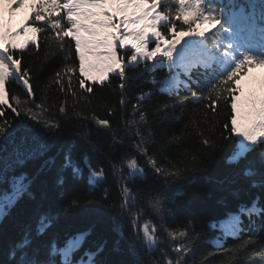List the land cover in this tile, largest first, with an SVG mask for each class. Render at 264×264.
Returning <instances> with one entry per match:
<instances>
[{"label":"trees","instance_id":"1","mask_svg":"<svg viewBox=\"0 0 264 264\" xmlns=\"http://www.w3.org/2000/svg\"><path fill=\"white\" fill-rule=\"evenodd\" d=\"M26 1L33 3L30 15L36 0ZM248 1L202 0L204 8L212 6L213 14L224 18L231 35L218 24L196 20L191 27L205 37L192 33L191 38L209 45L215 41L220 52L231 41L234 54L248 51L264 58V0H252L253 19L247 15ZM169 3L176 7L175 0ZM185 18L193 20L195 14ZM23 19H11L8 28L16 29ZM181 25L177 22L176 31ZM48 35L45 41L37 33L35 45L14 51L30 69L32 95L22 82L13 81L5 85L6 103L0 105L5 129L0 133V202L7 204L5 197L17 182L24 186L0 218V264H17L20 250L15 257L12 253L26 236L30 244L23 251L29 259L60 264L59 255L49 256V243L63 246L79 231L84 235L71 264L89 261L85 253H95L93 264H264V211L251 220L240 213L253 201L264 209V143L252 144L246 158L229 162L238 145L231 131V93L219 86L213 90L227 66L214 58L209 68L197 65L188 75L181 70L179 85L163 91L169 70L147 61L123 64V78L120 70L90 81L79 71L74 42L64 52L56 32L49 29ZM24 39L22 34L15 42ZM188 39L181 37L176 47ZM2 41L8 45L6 31ZM69 66L75 71L68 72ZM239 80L237 108L245 99L248 107L241 114L251 117V101L261 106L264 100V67L245 68ZM185 83L205 99H192ZM22 109L31 111L26 115ZM248 160L255 161V176L244 175ZM237 213L243 230L223 233L220 219ZM145 230L154 243L144 240Z\"/></svg>","mask_w":264,"mask_h":264},{"label":"snow or ice","instance_id":"2","mask_svg":"<svg viewBox=\"0 0 264 264\" xmlns=\"http://www.w3.org/2000/svg\"><path fill=\"white\" fill-rule=\"evenodd\" d=\"M24 3L25 0H15V5L9 9V12H14L17 6ZM175 5L176 7L172 9L169 0H36V7L30 13L28 20L15 30L11 28L6 30V35L9 37L8 45L0 43V105L6 103V84L19 81L26 87L29 86L27 77H29L30 69L22 65L21 59L15 58L14 51L24 49L29 43L35 45L37 33H41L47 41L49 39V29H51L56 32V38L61 41L59 47L62 51L70 52L72 42H74L81 74L96 71L100 73L101 78L108 72L122 68L117 58V49L122 51L121 59H124L126 63L131 50H135V54L131 55L130 60L137 63L141 59L151 61L157 53H161L164 58L162 66L166 64L169 69L180 67L185 75H188L197 65L209 68L211 67V61L214 58L217 59L219 63L227 65V67L225 68L226 74L218 81L217 85H213V90L219 86L231 93V131L237 132V100L239 97L236 96V93L242 91L239 75L244 72L245 68L254 67L256 64L264 67V58L250 55L248 51H240L238 55L234 54L236 46L231 41L224 46L225 50L220 52V46L215 41L209 45L205 43L204 39L191 38L192 33H196V37H205V32H197L196 29L191 27L196 20H206L214 25L218 24L220 29L225 32H229V29L225 28L224 23L221 22L224 19L222 16L213 14L212 6L207 8L202 6V0H175ZM189 13H194L195 19H186L185 17ZM2 21L3 17L0 16V41L4 39L5 35ZM180 21H182L181 30L176 31L177 22ZM8 22L11 23V16H9ZM37 22L42 23L40 26H34L37 25ZM183 25L188 26L187 30L183 28ZM217 31L219 32V29ZM22 34L25 37L23 43H16V37ZM168 34H171L172 39H167ZM185 35H188L190 39L186 40L180 48H177L176 45L180 43V38ZM229 35H231L230 32ZM65 37H69L70 40H64ZM150 37L154 38L155 47H152L149 51L147 45L150 42ZM162 42L165 44L163 48L161 47ZM126 44H130L131 49L125 50ZM193 50H199L201 55L194 59L192 56ZM214 51L219 52V57H214ZM67 71L73 72L75 69L69 66ZM56 75L59 76L60 72L57 71ZM119 76L124 77L123 70L119 72ZM179 83V78L173 76L171 87H177ZM233 84H235V87H233ZM80 87L84 88L83 80L80 81ZM184 87L190 91L192 99H205L203 95L198 96L197 91L192 90L189 84L185 83ZM87 91L91 92L92 89L88 88ZM28 94L32 95L30 87H28ZM211 95L212 93H209V96ZM13 98L15 99V97ZM224 103L227 104L228 101L225 100ZM214 104L215 101H213V106ZM251 104L254 108L255 101H251ZM260 104L261 118L258 121H251V128H245L242 133L244 141L253 142V144L264 143V100ZM22 111L27 115L31 110L22 109ZM60 111L64 112V107H61ZM97 123L104 125L107 122L99 120ZM46 126L56 127V125ZM4 131L5 129L0 127V133ZM205 143L208 142L205 141ZM209 146L211 145L209 144ZM43 147L41 145V149ZM250 150L251 146L248 143H240L231 155L229 162L233 163L246 158V153ZM260 164L264 165V152L260 155ZM65 166H67V158ZM128 167L134 168L135 163L130 162ZM78 171L79 169L73 168L74 173ZM256 174L255 161L248 160L244 175L251 177ZM261 174L264 175V173ZM92 175L97 176L99 174L93 172ZM23 190L24 186L17 182L13 193L5 197L7 204L0 202V218L5 215V208ZM123 192L126 194L128 189L124 188ZM75 203L73 202L74 205ZM257 204V201H253L251 206L241 208L240 213L251 220L254 215H259L264 211ZM241 223L240 215L233 216L228 222L226 230L231 233L242 231ZM45 227L46 225H42L38 229V234L42 233ZM83 235L79 234L77 237L69 238L63 246L51 241L48 245L49 256L59 255L61 258L60 264H71V254L79 247V240ZM144 240L149 243L155 242L154 236L149 235L147 230L144 232ZM245 243H248V241ZM29 244L30 239L26 236L21 243L16 245L12 255L15 257L16 250H20V259L17 264H56L54 259L40 261L29 259L27 252L23 251ZM101 250L98 249L97 252ZM85 255L89 257L88 264H93L92 258L95 253H85Z\"/></svg>","mask_w":264,"mask_h":264},{"label":"rangeland","instance_id":"3","mask_svg":"<svg viewBox=\"0 0 264 264\" xmlns=\"http://www.w3.org/2000/svg\"><path fill=\"white\" fill-rule=\"evenodd\" d=\"M32 4H33L32 2L26 1L21 7H18L17 6L15 8V11L10 13L9 12V9L12 8L15 5V0H0V11L6 17L5 20L9 19V16H11V19L20 18V17L26 19V17L29 15V12H30V9H31ZM5 20H4L3 28H5V25H6ZM149 39H150V42L147 45V50L150 51L152 47H155V43H154V38H151L150 37ZM4 44H6V43H4ZM161 47L162 48L165 47V44L163 42L161 44ZM127 49H131V45L130 44H126L125 45V50H127ZM133 54H135V50L129 51V54H128L129 55V59L127 60V63H126L124 59H121L122 51L120 49H117V58L120 61L121 66H123V64H135L136 61H131L130 60V57ZM200 55H201V53H200ZM200 55L192 54V56H193L194 59L197 58ZM139 61H144V62L147 61V62H150V63H153V64H157L158 66H162L163 61H164V58L162 57V54L161 53H157L156 56H154L151 61H148L146 59H141ZM219 64L222 67H226L227 66V65H223L221 63H219ZM163 66L166 67L169 70V72L167 73L166 76H164V83L160 86V88L161 89H164V90H170L171 88H174V87H171L172 77L173 76H177L179 78V81H181L182 80V77L180 76L179 71H181L183 69L180 68V67H173L172 69H169L166 66V64L163 65ZM120 70H121V68H118V69H115L113 72H108V73H106L103 76V78H101L100 73L99 72H96V71H90V72H87L86 74H82V75H83V77L86 80H90V81H102L109 74L118 73ZM247 107H248V105L246 103V100L244 99V100H242V106H241V108H237V129H238L237 132H236V136L238 137V145H237V148L239 147V144L242 143V142L248 143L250 146L253 144V142H246V141H244V138H243L242 133H243V131H244L245 128H251V123H250L251 121H253V120L258 121L261 118V113H260L261 106L260 105H255V107L253 108V114H252L251 117H244L243 114H241V113ZM231 155L229 156V159H230ZM236 215H240L241 216V214H238L237 213V214H230V215H228V216L223 217V218L220 219L219 225L223 229V233H231V232H229V231L226 230L227 229V225H228V222L230 221V219L233 216H236ZM79 234H82V232L79 231V232L76 233L75 236H71L70 238L77 237ZM81 240H82V237L79 240V244H80ZM73 262L75 264H88V260L86 258H81L78 261L77 260H74Z\"/></svg>","mask_w":264,"mask_h":264}]
</instances>
